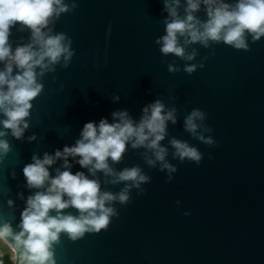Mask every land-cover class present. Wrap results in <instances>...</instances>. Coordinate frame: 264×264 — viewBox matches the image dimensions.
I'll use <instances>...</instances> for the list:
<instances>
[{
  "label": "water",
  "instance_id": "1",
  "mask_svg": "<svg viewBox=\"0 0 264 264\" xmlns=\"http://www.w3.org/2000/svg\"><path fill=\"white\" fill-rule=\"evenodd\" d=\"M76 3L55 25L56 32L72 38L71 64L66 69L57 65L43 78L44 91L34 101L24 138L7 137L12 151L0 164V219L14 227L20 222L34 191L27 188L23 168L34 154L43 158L45 152L54 155L75 144L85 123L112 122L114 111L126 109L138 121L143 107L160 99L166 109H176L177 122H168L161 141L177 168L173 180L159 162L155 167L146 163L147 149L129 145L112 166L117 171L141 167L150 177L141 186L143 194L133 188L127 205L116 202L119 215L100 233L78 241L62 234L55 245L57 264H264V37L255 43L249 37L248 51L222 42L208 48L191 44L187 51L198 54L186 61L163 55L156 44L165 34L163 0ZM197 15L206 19L203 10ZM10 41L13 47L27 44L30 31L21 32L18 25ZM169 64L180 70L169 72ZM186 64L197 65L196 71L185 72ZM115 95L119 101H113ZM193 109L206 113L198 131L212 137L214 145L186 131L185 117ZM32 135L36 139L29 142ZM173 138L196 147L203 154L200 164L174 158ZM62 163L50 168L53 176ZM72 171L87 174L78 164ZM97 178L103 191L118 193L125 186L104 183L111 177L103 173ZM9 199L15 207L8 206ZM65 211L78 214L73 208Z\"/></svg>",
  "mask_w": 264,
  "mask_h": 264
},
{
  "label": "clouds",
  "instance_id": "2",
  "mask_svg": "<svg viewBox=\"0 0 264 264\" xmlns=\"http://www.w3.org/2000/svg\"><path fill=\"white\" fill-rule=\"evenodd\" d=\"M165 34L156 40L160 52L174 55L186 61H193L197 51H187V46L199 43L210 47V43H224L236 50H250L248 39L253 43L264 37V0H163ZM76 0H0V164L12 151L7 137L9 134L22 140L30 127L31 110L34 101L44 91L43 78L54 73L56 66L68 68L75 55L72 38L64 32H56V22L62 14L74 11ZM183 9L181 13L180 9ZM201 10L206 19L197 15ZM30 31V42L13 47L10 41L12 30ZM111 26H109V35ZM214 55V51L212 53ZM207 59V57L205 58ZM200 68L204 67L201 62ZM195 64H186L184 71L192 74ZM180 69L173 64L168 71ZM120 96H113L119 101ZM112 122L101 118L99 122L84 124L80 138L75 144L65 145L53 154L44 153L43 158L33 155L31 163L23 168L27 188L34 190L25 201L20 222L14 227L5 219H0V243L7 246L13 264H57L55 245L60 243L62 234L72 241H78L89 233L106 230L114 216L119 213L116 202L127 205L133 188L143 194L142 184L150 181L141 167H125L117 171L112 165L123 159L128 146L132 149L144 148L148 151L144 159L150 167L159 162L160 169L167 170L168 180L177 171L168 160V148L162 146L167 135L168 122H177L176 109H166L162 100L157 99L142 109L138 121L128 110L111 113ZM206 113L193 109L184 121L186 131L207 145L216 142L199 133ZM205 131L211 129L205 126ZM36 139L28 137L29 142ZM174 158L197 165L203 154L186 141L171 139ZM150 153V154H149ZM71 158V162L70 159ZM58 161L62 166L50 168ZM78 164L84 171L73 173V165ZM97 173L111 177L104 183L113 185L124 183L118 193L103 191ZM15 178V172H12ZM19 198L24 200L23 192ZM177 204L180 202L177 201ZM10 208L15 207L11 199ZM76 209L78 214L66 212ZM184 212V215H190ZM18 229V230H17ZM0 264H4L0 259Z\"/></svg>",
  "mask_w": 264,
  "mask_h": 264
},
{
  "label": "trees",
  "instance_id": "3",
  "mask_svg": "<svg viewBox=\"0 0 264 264\" xmlns=\"http://www.w3.org/2000/svg\"><path fill=\"white\" fill-rule=\"evenodd\" d=\"M1 245L4 248H3L2 252L0 251V259L3 260L4 264H13V261L11 259L12 253H11L10 249L7 246L3 245L2 243H1Z\"/></svg>",
  "mask_w": 264,
  "mask_h": 264
},
{
  "label": "crops",
  "instance_id": "4",
  "mask_svg": "<svg viewBox=\"0 0 264 264\" xmlns=\"http://www.w3.org/2000/svg\"><path fill=\"white\" fill-rule=\"evenodd\" d=\"M3 246L1 245V243H0V251L2 252L3 251Z\"/></svg>",
  "mask_w": 264,
  "mask_h": 264
}]
</instances>
